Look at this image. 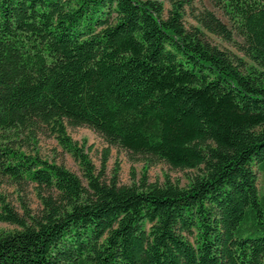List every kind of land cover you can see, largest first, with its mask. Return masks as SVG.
I'll return each mask as SVG.
<instances>
[{
	"label": "trees",
	"instance_id": "trees-1",
	"mask_svg": "<svg viewBox=\"0 0 264 264\" xmlns=\"http://www.w3.org/2000/svg\"><path fill=\"white\" fill-rule=\"evenodd\" d=\"M0 0V176L33 185L38 212L0 194V264H264V0ZM187 11L196 24L185 23ZM237 34L252 61L220 48ZM88 126L146 169L122 184L72 140ZM47 127L83 176L22 150ZM19 145V146H18ZM145 169V170H146Z\"/></svg>",
	"mask_w": 264,
	"mask_h": 264
},
{
	"label": "rangeland",
	"instance_id": "rangeland-1",
	"mask_svg": "<svg viewBox=\"0 0 264 264\" xmlns=\"http://www.w3.org/2000/svg\"><path fill=\"white\" fill-rule=\"evenodd\" d=\"M165 6V15L171 7L169 0H160ZM195 7L199 9H209L216 13L229 26V20L223 15L221 9L216 7L212 0H194ZM185 23L189 27L191 24H196L191 14L187 11L185 15ZM209 39L220 48L230 51L233 55L243 57L250 65L249 60L243 52L237 47V42L242 39L235 34L234 41L227 42L215 35L209 34ZM69 136L85 149L92 162L100 168L103 154L106 149L110 150L107 159V172L111 175L116 167H118L119 181L122 184H132L134 181H139L144 171H146L148 180L151 183H165L168 179L181 186H186L190 179L198 172L197 169H175L165 162H157L150 165L147 169L144 160L133 161L126 150L117 146H111L103 136L95 132L88 126H71L67 125ZM22 150L30 155H39L42 159L53 163L64 165L79 176H83L81 165L73 154L65 150L56 137L52 135L47 127H41L33 130L32 133L26 132L20 141ZM19 146V145H18ZM146 169V170H145ZM258 184L261 193L264 192V178L259 174ZM0 194L6 197L7 202L20 214H23L24 206H27L31 211L38 212L41 209V202L37 196V191L34 186L29 184H18L9 178L0 176ZM2 211L0 205V212ZM19 226L7 222L0 221L1 231H13Z\"/></svg>",
	"mask_w": 264,
	"mask_h": 264
}]
</instances>
